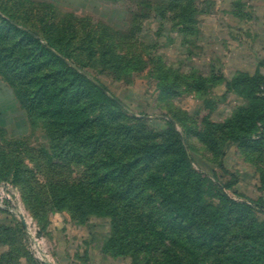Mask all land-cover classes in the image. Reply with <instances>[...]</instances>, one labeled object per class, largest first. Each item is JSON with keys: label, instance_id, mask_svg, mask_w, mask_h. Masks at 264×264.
I'll return each mask as SVG.
<instances>
[{"label": "rangeland", "instance_id": "374dc122", "mask_svg": "<svg viewBox=\"0 0 264 264\" xmlns=\"http://www.w3.org/2000/svg\"><path fill=\"white\" fill-rule=\"evenodd\" d=\"M146 1L0 0V264H264V0Z\"/></svg>", "mask_w": 264, "mask_h": 264}, {"label": "trees", "instance_id": "16d2710c", "mask_svg": "<svg viewBox=\"0 0 264 264\" xmlns=\"http://www.w3.org/2000/svg\"><path fill=\"white\" fill-rule=\"evenodd\" d=\"M141 5L151 13L155 19H165V14L172 12L176 8V0H159L158 2H142ZM11 23V22H10ZM114 103L119 104L115 97H112Z\"/></svg>", "mask_w": 264, "mask_h": 264}, {"label": "water", "instance_id": "95a60500", "mask_svg": "<svg viewBox=\"0 0 264 264\" xmlns=\"http://www.w3.org/2000/svg\"><path fill=\"white\" fill-rule=\"evenodd\" d=\"M21 220H22V223L25 225V220L23 216H21Z\"/></svg>", "mask_w": 264, "mask_h": 264}]
</instances>
